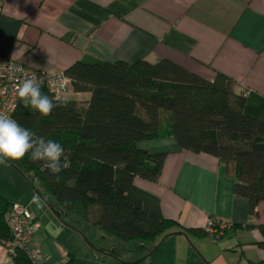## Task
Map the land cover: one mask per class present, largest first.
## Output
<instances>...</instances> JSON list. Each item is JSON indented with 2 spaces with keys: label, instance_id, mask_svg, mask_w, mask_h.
<instances>
[{
  "label": "crops",
  "instance_id": "1",
  "mask_svg": "<svg viewBox=\"0 0 264 264\" xmlns=\"http://www.w3.org/2000/svg\"><path fill=\"white\" fill-rule=\"evenodd\" d=\"M0 59L48 72L65 71L78 61L167 59L206 80L223 74L235 81L237 91L264 97V0H0ZM137 147L166 153L157 181L133 180L159 197L163 216L175 221L151 241L125 242L104 234L85 220L80 206L82 228L78 217L49 195L35 170L25 169L23 159L0 164V196L26 204L40 224L30 243L42 253L37 264H60L70 255L77 263L79 231L100 252L125 262L264 261V236L257 228L264 224V200L249 215L247 200L233 193L234 180L223 163L181 149L173 137L142 140ZM11 163L34 175L32 188ZM34 194L44 201L42 208L31 203ZM50 207L61 211L59 217ZM209 220L227 225L223 236L203 233ZM0 264H17L1 241Z\"/></svg>",
  "mask_w": 264,
  "mask_h": 264
},
{
  "label": "trees",
  "instance_id": "2",
  "mask_svg": "<svg viewBox=\"0 0 264 264\" xmlns=\"http://www.w3.org/2000/svg\"><path fill=\"white\" fill-rule=\"evenodd\" d=\"M63 72L74 92L88 94L86 100L56 98L41 87L57 105L51 115L19 100L14 117L65 149L68 166L59 181L41 171L40 162L23 158L25 169L35 170L64 210L79 203L89 224L121 241L163 237L175 221L163 216L159 197L133 182L135 177L158 180L166 153L137 143L163 137L223 163L234 180L233 193L247 200L249 215L264 200V97L237 91L235 81L223 74L206 80L167 59L78 61ZM10 204L0 196V241L10 236L4 223ZM257 228L264 236V224ZM14 260L32 264L21 252ZM60 264L77 263L70 255Z\"/></svg>",
  "mask_w": 264,
  "mask_h": 264
},
{
  "label": "built area",
  "instance_id": "3",
  "mask_svg": "<svg viewBox=\"0 0 264 264\" xmlns=\"http://www.w3.org/2000/svg\"><path fill=\"white\" fill-rule=\"evenodd\" d=\"M35 76L54 97H61L71 91V80L63 71L48 72L28 67L9 59H0V112L9 114L15 119L14 114L19 104L16 88L19 82ZM244 94L249 90L244 89ZM4 223L9 231V238L1 240L7 253L15 257L19 252L24 253L32 264H37L42 259L39 248L30 245L33 234L39 229L40 224L31 214L28 206L19 202H12L4 214ZM227 225L222 222L209 220L204 227V234L210 238L223 236Z\"/></svg>",
  "mask_w": 264,
  "mask_h": 264
},
{
  "label": "clouds",
  "instance_id": "4",
  "mask_svg": "<svg viewBox=\"0 0 264 264\" xmlns=\"http://www.w3.org/2000/svg\"><path fill=\"white\" fill-rule=\"evenodd\" d=\"M15 91L24 107L34 109L42 116H50L57 106L51 97L41 91V81L35 76L19 82ZM26 155L33 162H40L41 171L54 176L57 181L59 173L68 166L65 149L60 143L37 136L9 114L0 112V164L22 160ZM31 203L37 209L44 205L38 194L33 195Z\"/></svg>",
  "mask_w": 264,
  "mask_h": 264
},
{
  "label": "rangeland",
  "instance_id": "5",
  "mask_svg": "<svg viewBox=\"0 0 264 264\" xmlns=\"http://www.w3.org/2000/svg\"><path fill=\"white\" fill-rule=\"evenodd\" d=\"M63 98H71L73 100L83 99L82 97H79L77 94H75L73 90H71L70 92H67L66 94H63ZM10 166L13 167L14 171H16L23 179L27 180V178H29L31 182L28 184L32 188L31 183H32V179H34V175L33 174L28 175L25 169L24 170L23 168L18 169L16 165H14L13 163H11ZM16 172L15 173L13 172V174L17 175ZM46 191H48L49 195L52 196L49 190H46ZM80 206L81 205L77 203L71 213L72 215H75L76 217H78V221L82 225L81 227L84 228L83 223L85 224V222L82 220V217L80 214V210H81ZM79 237L81 241L79 243L81 246L78 247V251H77V254H78L77 264H121L122 263L123 259H119V257L117 256H113L110 254H105L104 252H100L99 248L101 247H95L91 245L88 242V240H86V238H84V236L81 235L80 231H79ZM149 244L150 242H147V245Z\"/></svg>",
  "mask_w": 264,
  "mask_h": 264
},
{
  "label": "water",
  "instance_id": "6",
  "mask_svg": "<svg viewBox=\"0 0 264 264\" xmlns=\"http://www.w3.org/2000/svg\"><path fill=\"white\" fill-rule=\"evenodd\" d=\"M50 209L52 210V212H53L57 217H59V214H60L61 211H56V212H55L51 207H50Z\"/></svg>",
  "mask_w": 264,
  "mask_h": 264
}]
</instances>
